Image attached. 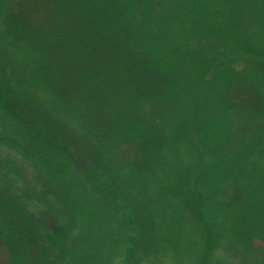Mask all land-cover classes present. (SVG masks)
Listing matches in <instances>:
<instances>
[{
    "label": "rangeland",
    "instance_id": "obj_1",
    "mask_svg": "<svg viewBox=\"0 0 264 264\" xmlns=\"http://www.w3.org/2000/svg\"><path fill=\"white\" fill-rule=\"evenodd\" d=\"M224 2L216 49L221 0H0V264H264V0Z\"/></svg>",
    "mask_w": 264,
    "mask_h": 264
},
{
    "label": "trees",
    "instance_id": "obj_2",
    "mask_svg": "<svg viewBox=\"0 0 264 264\" xmlns=\"http://www.w3.org/2000/svg\"><path fill=\"white\" fill-rule=\"evenodd\" d=\"M221 1H222V5H213L212 6L213 10L210 13H209V11L204 13V14L201 13L200 16L196 20H194L195 24L193 23V25H190L191 28L188 32L190 38H195V39H193L194 41H196V40L202 41L204 39L210 40L211 41L210 43H212L211 47L212 46L216 47V49L217 48L223 49L219 45L224 44V46H225L228 44L229 37H230L229 33H230V29H231L230 27L232 26L233 20L229 21V17H228V15H226L221 21V17L223 16V13H224L223 9H225V5H226L224 0H221ZM208 6H210V5H208ZM134 7L138 10H141L143 8V6H141L140 4H136V6L134 5ZM180 15L182 16L181 11H180V14H178V18H181ZM188 17L189 16H187L185 18L188 19ZM232 19H233V17H232ZM197 20L199 21V24H196ZM181 21H179L177 19L175 20V22H178V23H180ZM192 21L193 20H191L189 22L192 23ZM201 22H203V23H201ZM216 22L219 23V26H218L219 29L215 33H211L212 34V36H211L210 35L211 31L206 30V29L208 27H211V26H216L215 25ZM203 24H205V25L202 26ZM159 36H160V34H159ZM143 37L147 39V40L144 39V41L147 42L149 45H150V43L153 44L158 39V38H156V37H158L157 29L152 30V28L151 29L148 28L146 31L144 30L143 31ZM162 39L165 40L164 37H162ZM162 39H161V41L160 40H158V41L160 43H162ZM212 39H216V40H218V42L216 40L213 41ZM0 40L3 42H6L2 38ZM158 41H156L155 43H159ZM190 42H191V40H190ZM174 43L175 42H173L170 45L168 40L163 42L165 49H168V50H166V55H168L172 51V47H173ZM244 47L247 49L254 50L253 45L249 42L246 43V45ZM237 49L242 50L240 48H237ZM258 53H259V58L264 62V51L261 49V51H258ZM254 57H256V55H254ZM141 59L145 60L144 57H141ZM130 63H131L130 66L127 69L122 70V72L120 73V75H122L124 77L121 79H123L124 81H128L130 83V86L133 88H134V84H135V88L139 89V92L141 95H146L148 91H150V92L155 91L154 87H156V85L159 81H162L164 85L169 84L171 86V83H172L174 85L180 86L184 77H186L185 73L188 71L187 67L185 65H183V63L177 65V64L172 62L171 67H169V66L165 67V65H164V67H161L160 69H158V68L161 65H159L158 68H155L156 66L154 67L152 65V63L149 62V60L145 61V62L142 61V63H138V61L130 59ZM176 67H178V69L180 70L179 71L180 73L177 72L174 74L173 72H174ZM150 74L156 76L157 82H155V78L150 77ZM152 79H153V81H152ZM170 103H172V102H170ZM263 111H264V109H263ZM1 139L4 140L3 143L9 142L14 148L19 147L20 149H23V151H24L23 145L18 146V144L20 142H17L18 144H16L15 142L11 141L14 139L10 138L11 139L10 140L9 138L7 139V137H5V136ZM177 141H179V139H177ZM49 164L52 166L55 165L52 163L51 160L49 161ZM56 167H57V165H56ZM186 174H188V173H186ZM200 178L201 177H198L195 179L193 178V179H194V181L195 180L199 181ZM201 195H202V193L200 191H198L197 193L192 191V199L193 200L195 199V197L201 198ZM183 198L185 199L186 203L189 205L188 207L194 213H196L198 216L201 215L200 213L197 212L196 207L192 203L191 195H190V199L185 197L184 195H183ZM198 220L204 224V216L203 215L198 217ZM209 242L210 241H208V244H209Z\"/></svg>",
    "mask_w": 264,
    "mask_h": 264
},
{
    "label": "water",
    "instance_id": "obj_3",
    "mask_svg": "<svg viewBox=\"0 0 264 264\" xmlns=\"http://www.w3.org/2000/svg\"><path fill=\"white\" fill-rule=\"evenodd\" d=\"M254 245H255L256 247H258V248H263V250H264V242L261 241V240H259V239H255V240H254Z\"/></svg>",
    "mask_w": 264,
    "mask_h": 264
}]
</instances>
